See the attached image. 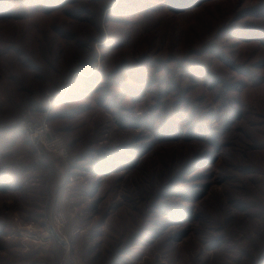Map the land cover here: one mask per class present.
<instances>
[{
    "label": "rangeland",
    "instance_id": "obj_1",
    "mask_svg": "<svg viewBox=\"0 0 264 264\" xmlns=\"http://www.w3.org/2000/svg\"><path fill=\"white\" fill-rule=\"evenodd\" d=\"M178 1L0 0V264H264V0Z\"/></svg>",
    "mask_w": 264,
    "mask_h": 264
},
{
    "label": "built area",
    "instance_id": "obj_2",
    "mask_svg": "<svg viewBox=\"0 0 264 264\" xmlns=\"http://www.w3.org/2000/svg\"><path fill=\"white\" fill-rule=\"evenodd\" d=\"M28 137L30 136L33 144L43 146L51 152H55L62 157H66V149L60 138L55 135L44 121L29 127Z\"/></svg>",
    "mask_w": 264,
    "mask_h": 264
},
{
    "label": "trees",
    "instance_id": "obj_3",
    "mask_svg": "<svg viewBox=\"0 0 264 264\" xmlns=\"http://www.w3.org/2000/svg\"><path fill=\"white\" fill-rule=\"evenodd\" d=\"M178 2L182 3V4H185V3H188L189 1L187 0H179ZM235 31V30H234ZM264 36V33H261L259 32V30H250V29H242V28H238L237 29V37L239 38H244L245 40L248 39V38H255V37H258V36ZM9 190V185L8 183H5L3 181H0V192H5Z\"/></svg>",
    "mask_w": 264,
    "mask_h": 264
},
{
    "label": "water",
    "instance_id": "obj_4",
    "mask_svg": "<svg viewBox=\"0 0 264 264\" xmlns=\"http://www.w3.org/2000/svg\"><path fill=\"white\" fill-rule=\"evenodd\" d=\"M50 232L52 237L62 246L67 245V241L65 240V238H63L61 235H59V233H57V231L51 227L50 228Z\"/></svg>",
    "mask_w": 264,
    "mask_h": 264
}]
</instances>
